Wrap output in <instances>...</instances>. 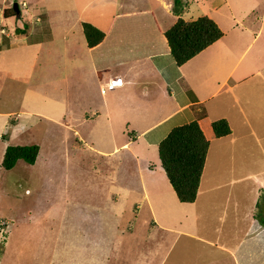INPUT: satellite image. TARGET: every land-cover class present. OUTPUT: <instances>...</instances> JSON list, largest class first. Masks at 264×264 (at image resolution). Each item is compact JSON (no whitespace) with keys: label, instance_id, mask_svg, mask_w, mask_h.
<instances>
[{"label":"rangeland","instance_id":"rangeland-1","mask_svg":"<svg viewBox=\"0 0 264 264\" xmlns=\"http://www.w3.org/2000/svg\"><path fill=\"white\" fill-rule=\"evenodd\" d=\"M14 1L19 13L12 10ZM128 1L123 0V12L148 8L164 28L178 16L207 14L225 31L218 39L227 50L224 69L217 71L215 81L203 80L208 75L204 71L192 81L201 98L194 106L197 120L210 140L200 187L209 189L204 193L212 205H197L205 214L197 212L181 222L173 218L174 211L179 216L189 208L171 205L172 190L166 187L170 184L159 178L163 170L157 147L146 142L151 134L137 138L129 148L122 146L133 129L123 133L116 122L109 126L102 109L101 113L88 109L91 103L103 105L112 88H97L92 73L85 79L69 72L73 66L67 51L75 47V53L77 41L84 39L81 22L105 29L120 12L117 6L107 9L104 0H0V31L27 34L29 39L43 36L42 54L49 51L53 56L33 66L30 61L25 73L26 43L6 36L8 45L0 51V65L12 67L0 72V111L12 114L10 119L17 124L12 130L8 116L0 117V162L8 144L39 145L34 163L19 158L10 169L0 164V225L6 221L0 264H231L218 244H231L241 236L242 229L228 238V227L244 226L232 224L237 217L234 210H243L246 202L264 207V187L258 193L256 187L262 176L259 170L264 169V30L256 34L263 0ZM209 3L219 9H209ZM7 13L11 17L3 19ZM232 20L233 25L238 22L235 28ZM137 21L134 14L116 19ZM24 24V31L17 32ZM220 53L224 52L220 49ZM196 65L204 70L206 59L199 55L186 68ZM233 66L232 84L222 86L221 79ZM234 79L239 81L233 83ZM192 89L187 93L193 94ZM211 90L217 91L210 95ZM219 117L228 120L231 132L216 137L211 121ZM185 119L173 117L175 122ZM133 147L139 149L143 166L149 161L155 164L154 171H138L139 161L130 152ZM148 203L155 208L158 226L149 215ZM173 223L182 231L168 230Z\"/></svg>","mask_w":264,"mask_h":264},{"label":"crops","instance_id":"crops-1","mask_svg":"<svg viewBox=\"0 0 264 264\" xmlns=\"http://www.w3.org/2000/svg\"><path fill=\"white\" fill-rule=\"evenodd\" d=\"M226 1L227 0L224 2ZM122 4L123 0H104L103 5L105 8L108 9L110 6L114 5L115 7L117 6L116 11L120 12H115L112 22L109 23L108 27L103 29L105 31V36L102 41L92 47H89L87 46L84 36L83 41H77L76 44L78 47L75 53V47L71 52L69 50L67 51V56L71 57L70 60L68 59V62L72 61L71 65L73 66L69 72L74 75H85V79L92 73L91 76H94V82L97 88L106 86L109 77H122L123 83L121 85L108 90L110 94L108 96L109 98L104 95L103 105L91 103L92 107L87 108L94 111V113H101L100 109H102L105 113L106 119L110 122L109 126L112 124L114 125L116 122V125L122 128L123 133H125V129H130L129 127L133 129V131L130 132V135L128 133L129 136H127V138H125L122 142V146L129 148L131 143H135L137 141V138L146 136L147 133H150L151 135L149 137L152 141L148 138L149 140L146 139V142L148 145L157 147L158 141L162 139L173 126L192 119H198L196 116V110H198V108L194 110V106L195 104L200 103L201 98H199L198 94L196 95L194 93L192 89L194 88L192 81L199 74V72L202 71H204L206 75L208 74L206 77H203V80L215 81L213 78L217 71H219L220 68L224 69L222 64L224 60H226L227 50L225 45H221L217 39L183 63L177 64L170 53L169 45L163 34V31L174 21L168 27L164 28L159 24L153 10L143 8L142 10L123 12L121 10ZM209 7V9H219L218 5H212L210 3ZM221 9L223 10V7ZM261 13L263 19L256 26V34H261L264 30V0L262 1ZM128 14H134L139 18V21L134 24L116 22L117 18L121 19ZM231 15L233 16V14ZM7 17L11 16H4L3 19H6ZM232 19L240 21V23L243 22V18L232 17ZM233 20L231 22V26L235 28L238 22L233 25ZM113 23H116V25ZM224 35L225 31L219 39L221 40ZM7 38L9 40L12 38L17 39L19 42H23L28 45L25 47L29 52V55L27 56L28 59L26 57L23 58L26 59L25 73L31 68L30 61L33 66L36 63L50 61L51 58H53L52 53L49 51L46 55L42 54V47L44 43H42L41 40H44L43 36L29 39V35L27 34H23V36H10L8 32L0 31V51H4L5 47L8 45L6 42ZM10 43L14 44L13 42ZM220 49L225 54L220 53ZM207 50H213L214 53L211 52L206 54ZM199 55H202L203 59H206L204 70H201L200 66L198 67V65H196L191 68L189 67L190 70L187 72L189 68L186 67L192 63L193 58ZM43 57H45L44 59L46 60L41 61ZM4 64L0 65V72L8 71V66L10 65H7L6 67ZM208 68L211 71H208ZM233 69L234 66L229 70L225 77L221 79L223 83L222 86L228 85V83L232 84L231 76ZM10 70H12V67H10L9 71ZM0 75L3 76L2 73ZM235 80L237 81V79H234L233 83H235ZM115 89L117 90L115 91ZM188 89H192L193 94H188ZM217 90H211L209 94L211 95ZM88 97L89 94H87L86 100L89 103L92 102ZM108 99L111 102L107 103ZM176 114L183 116L186 119L184 121L178 120L175 122L173 117H175ZM10 115L12 114L7 111H0V117L8 116V124H10V127H12L13 130L17 124L16 121L10 119ZM98 117L100 116L95 117V119L97 120ZM16 119L18 120L17 117ZM6 121L7 120L4 119V124ZM136 129L140 131L138 134ZM74 132L78 133V130L75 129ZM10 133L11 131L9 134ZM2 137L3 136L1 135V138ZM117 147L118 146H115L114 149ZM156 149L158 152V148ZM137 150H139L137 147H133L130 152L133 154V157L136 158V161H139L137 164L138 171H154L156 169L154 167L155 164L150 163V161L144 166L141 164V161L139 160L140 153L137 154ZM146 166L148 168H146ZM160 167L162 168L161 164ZM259 174L262 176L257 181V193L259 189H263L264 187V169H260ZM160 175L161 177L159 178L167 180L168 184H170L164 170ZM149 179L153 181L154 177L152 179L150 177ZM202 182L203 179L200 178L197 195L193 201L179 200L171 184L166 185L167 188H171L172 190V192L170 191L172 199L170 200L171 205L178 208H189L179 216L176 215L174 211L172 214L173 218L176 220L178 218V221L181 222L182 219H190L189 216H196L195 214L197 212L199 214H205L202 210L199 211L197 205L203 206L205 204L209 207L212 204L210 202V197L206 196L204 193L206 190L209 192V189L200 187ZM142 188L143 196L147 201H149L148 194L144 190L145 187ZM231 191L232 189L230 188L226 190L227 200L232 198V195L230 194ZM245 204L246 207L243 210H234V213H237V217L232 221V224L242 223L244 226L238 229L227 228L229 240H232L236 236V231L238 232L240 229H242L241 236H238L235 241L231 242V244H225L222 242L218 245L226 251L227 259L230 260L231 264H264V225L256 216L257 210L255 211V208L257 209V203L254 207L252 204L249 206L247 202ZM148 205L150 212L149 215L154 225L158 226L160 223L157 224V221L159 220H156L154 217L155 208L151 209L149 203ZM261 210L264 211L263 206H261ZM242 220L244 221L241 222ZM176 226H178V224L173 223L168 227V230H172L177 233L181 232L182 228L177 229ZM196 236L202 237L200 235ZM216 262L217 261L215 260V263Z\"/></svg>","mask_w":264,"mask_h":264},{"label":"trees","instance_id":"trees-1","mask_svg":"<svg viewBox=\"0 0 264 264\" xmlns=\"http://www.w3.org/2000/svg\"><path fill=\"white\" fill-rule=\"evenodd\" d=\"M81 23L87 46L92 47L103 40L105 36L103 29L89 21ZM26 27L27 24H24L22 28L17 27L16 31L23 32ZM163 34L175 62L181 64L219 39L223 35V30L213 18L201 14L193 19L178 16ZM211 128L216 137L231 132L225 117L212 120ZM209 143L208 137L196 119L173 126L158 141L160 164L179 200H195ZM38 151L37 143L8 144L0 164L10 169L19 158L34 163ZM261 206L257 203L256 216L264 224V211L261 210Z\"/></svg>","mask_w":264,"mask_h":264},{"label":"built area","instance_id":"built-area-1","mask_svg":"<svg viewBox=\"0 0 264 264\" xmlns=\"http://www.w3.org/2000/svg\"><path fill=\"white\" fill-rule=\"evenodd\" d=\"M22 4L25 5V1H22ZM37 19H38V17H37ZM122 83H123L122 77L112 76V77L108 78L106 86H102L101 89H102V91H104V90H106L107 87L113 88V87L121 85ZM1 224L2 225H0V237H3L4 236L3 231H4V226H6V221L2 220Z\"/></svg>","mask_w":264,"mask_h":264},{"label":"water","instance_id":"water-1","mask_svg":"<svg viewBox=\"0 0 264 264\" xmlns=\"http://www.w3.org/2000/svg\"><path fill=\"white\" fill-rule=\"evenodd\" d=\"M13 9L16 11V13H19V6L18 3L16 1L13 2Z\"/></svg>","mask_w":264,"mask_h":264}]
</instances>
